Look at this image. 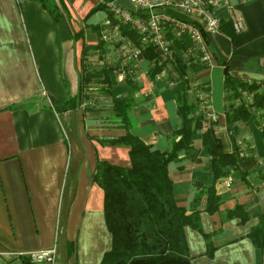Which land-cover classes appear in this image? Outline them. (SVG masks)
Returning a JSON list of instances; mask_svg holds the SVG:
<instances>
[{"label": "crops", "instance_id": "0c3cea01", "mask_svg": "<svg viewBox=\"0 0 264 264\" xmlns=\"http://www.w3.org/2000/svg\"><path fill=\"white\" fill-rule=\"evenodd\" d=\"M100 2L0 0V264H23V256L33 264H101L111 235L93 173L98 161L130 167L129 148L101 142L129 133L166 152L181 126L179 62L158 66L154 48V59H145L150 46L140 47L137 62L124 58L121 48L137 49L140 38L107 24ZM219 12V30L206 40L212 63H183L193 65L184 79H190L191 102L213 122L214 139L236 166L226 177L209 175L204 123L191 150L170 163L168 177L177 206L188 212L206 187L224 197L213 215L204 196L196 208L212 256L199 233L183 230L191 264H264V250L248 238L264 214V118L253 110L247 123L229 124V104H249L252 96L230 102L224 77L226 66L230 77L264 88V0H232ZM156 68L161 71L153 74ZM70 99L72 110H54V102ZM123 99L128 102L116 108ZM237 206L247 221L223 220Z\"/></svg>", "mask_w": 264, "mask_h": 264}, {"label": "trees", "instance_id": "16d2710c", "mask_svg": "<svg viewBox=\"0 0 264 264\" xmlns=\"http://www.w3.org/2000/svg\"><path fill=\"white\" fill-rule=\"evenodd\" d=\"M103 9L102 6H99ZM136 41V40H135ZM137 43V41L135 42ZM145 59L153 60V47L144 51ZM179 62L175 71L182 79L183 90L175 95L177 114L181 121L179 130L175 131L170 148L159 152L138 138L127 133L125 136L102 145L127 147L130 152V167L123 168L107 162H97L93 173V182L101 188L104 195L103 213L106 227L111 237V250L104 254L101 264H191L184 238V228L190 227L199 233L206 241L207 255L212 256V247L208 236L201 230L199 212L196 209L200 201H206V212L213 215L219 212L223 196L215 195L213 186L206 187L194 195L189 211L177 206L172 194V184L168 177L170 163L177 160L181 153L191 150L194 135L206 123L203 142L209 160L208 173L213 180L226 177L236 161L232 154H224L221 146L213 137V122L206 120L199 113L196 103L191 102L188 90L190 79H184L193 68ZM161 71L153 70V74ZM225 66V85L230 90V102L239 99L242 94L252 96L249 104H229L227 119L229 124L240 121L247 123L253 110L264 118V88L255 84H247L230 77ZM195 99V98H194ZM196 101V99H195ZM128 99L115 101L116 108L124 106ZM128 104V103H127ZM74 100L54 102L57 112H65L74 108ZM120 109V108H119ZM198 114V115H197ZM118 121H128L126 114H116ZM264 128V127H263ZM178 138V141L175 139ZM264 140V129H263ZM223 220L239 219L241 224L247 220L243 208L221 214ZM259 224L248 233L254 248L264 250V214L260 216ZM23 264H33L30 256H23Z\"/></svg>", "mask_w": 264, "mask_h": 264}, {"label": "built area", "instance_id": "2783aa9c", "mask_svg": "<svg viewBox=\"0 0 264 264\" xmlns=\"http://www.w3.org/2000/svg\"><path fill=\"white\" fill-rule=\"evenodd\" d=\"M120 1L127 2L133 10L120 5ZM231 1L101 0L100 3L109 16L107 24L114 22L116 26L127 27L140 38L137 49L121 48V55L137 62L140 47L152 46L158 54L154 62L161 66L174 61L189 63L193 59L206 65L212 63L206 40L219 30V11L228 9ZM236 29L240 30V26L236 25ZM176 46L185 51L182 53ZM45 258L46 255L37 256L38 261Z\"/></svg>", "mask_w": 264, "mask_h": 264}, {"label": "water", "instance_id": "95a60500", "mask_svg": "<svg viewBox=\"0 0 264 264\" xmlns=\"http://www.w3.org/2000/svg\"><path fill=\"white\" fill-rule=\"evenodd\" d=\"M118 3H119L120 5L126 7V8L129 9V10H133V8H132L131 6H129V4H128L127 2H125V1H120V2H118Z\"/></svg>", "mask_w": 264, "mask_h": 264}]
</instances>
